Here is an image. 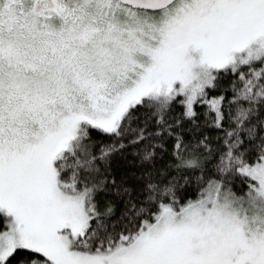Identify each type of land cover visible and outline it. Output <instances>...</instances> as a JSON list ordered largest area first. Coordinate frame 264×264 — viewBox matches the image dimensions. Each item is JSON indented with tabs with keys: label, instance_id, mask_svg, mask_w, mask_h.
<instances>
[{
	"label": "snow or ice",
	"instance_id": "6c2138e0",
	"mask_svg": "<svg viewBox=\"0 0 264 264\" xmlns=\"http://www.w3.org/2000/svg\"><path fill=\"white\" fill-rule=\"evenodd\" d=\"M0 264H264V0H0Z\"/></svg>",
	"mask_w": 264,
	"mask_h": 264
}]
</instances>
